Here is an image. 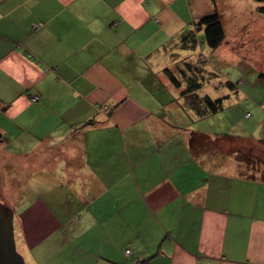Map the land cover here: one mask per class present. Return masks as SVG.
<instances>
[{
  "label": "crops",
  "instance_id": "1",
  "mask_svg": "<svg viewBox=\"0 0 264 264\" xmlns=\"http://www.w3.org/2000/svg\"><path fill=\"white\" fill-rule=\"evenodd\" d=\"M196 6L0 0V198L30 264H264V137L202 129L164 74Z\"/></svg>",
  "mask_w": 264,
  "mask_h": 264
},
{
  "label": "rangeland",
  "instance_id": "2",
  "mask_svg": "<svg viewBox=\"0 0 264 264\" xmlns=\"http://www.w3.org/2000/svg\"><path fill=\"white\" fill-rule=\"evenodd\" d=\"M198 1H201L199 10ZM257 6L253 0H197L196 15L216 10L225 30V39L217 49L211 50L205 45L198 48L211 58L208 70L215 73L207 76L202 93L212 98L224 97L225 104L222 112L207 119L210 123L201 124L202 129L256 139L264 137V109L258 106L264 102V16L256 11ZM180 15L183 16L182 10ZM198 51L187 52L193 56ZM246 113L249 116L244 117ZM259 156L264 158V152L260 151ZM28 190L37 194L44 189L34 185ZM0 202L8 205L1 198ZM14 228L16 250L25 264H30L19 246L18 228L16 225Z\"/></svg>",
  "mask_w": 264,
  "mask_h": 264
},
{
  "label": "trees",
  "instance_id": "3",
  "mask_svg": "<svg viewBox=\"0 0 264 264\" xmlns=\"http://www.w3.org/2000/svg\"><path fill=\"white\" fill-rule=\"evenodd\" d=\"M258 4L256 11L264 16V0H253ZM225 39L222 19L218 12L212 11L192 23L177 38L171 39L165 50L176 51L171 54L173 65L164 70L170 84L177 90L183 108L195 114L197 118H205L224 109V97L212 98L202 93L207 76H215L208 70L210 62L199 55L197 59L181 58L180 51H196L199 46L215 50ZM226 84L233 89L230 82ZM264 142V141H263Z\"/></svg>",
  "mask_w": 264,
  "mask_h": 264
},
{
  "label": "water",
  "instance_id": "4",
  "mask_svg": "<svg viewBox=\"0 0 264 264\" xmlns=\"http://www.w3.org/2000/svg\"><path fill=\"white\" fill-rule=\"evenodd\" d=\"M14 212L0 202V264H25L14 238Z\"/></svg>",
  "mask_w": 264,
  "mask_h": 264
},
{
  "label": "built area",
  "instance_id": "5",
  "mask_svg": "<svg viewBox=\"0 0 264 264\" xmlns=\"http://www.w3.org/2000/svg\"><path fill=\"white\" fill-rule=\"evenodd\" d=\"M37 100V98L36 97H33L32 98V101H36ZM247 116H249V114H247ZM125 255L126 256H129L130 255V250L128 249V250H125ZM133 264H140L139 262H136V263H133Z\"/></svg>",
  "mask_w": 264,
  "mask_h": 264
}]
</instances>
